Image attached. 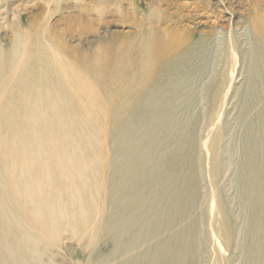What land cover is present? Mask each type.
<instances>
[{"label":"bare ground","instance_id":"bare-ground-1","mask_svg":"<svg viewBox=\"0 0 264 264\" xmlns=\"http://www.w3.org/2000/svg\"><path fill=\"white\" fill-rule=\"evenodd\" d=\"M130 15L87 49L81 13L0 45V264H264V4Z\"/></svg>","mask_w":264,"mask_h":264},{"label":"rangeland","instance_id":"rangeland-1","mask_svg":"<svg viewBox=\"0 0 264 264\" xmlns=\"http://www.w3.org/2000/svg\"><path fill=\"white\" fill-rule=\"evenodd\" d=\"M259 1L264 4V0ZM252 3H256V0H0V11L4 14V19H0V45L5 49L10 47L14 38L13 31L21 23L27 27L32 25L35 30L40 27L43 37L49 39L53 33L52 27L58 31L67 27L62 19L69 13L92 16V30L83 29L80 35L72 36L67 33L65 36L71 43L87 49L92 43L112 39L113 35L121 32L133 33L135 23L129 21L130 14L136 12L140 21L149 7L156 10L160 8L172 14L179 25L208 29L215 21L219 24L238 21L247 5ZM12 14L16 17L13 18ZM55 48L59 49L57 46ZM237 101V98L229 100L230 106L226 107L230 111L227 114L231 115L229 119L231 118L232 124L237 114ZM204 107L205 103L196 107L201 115ZM224 184L228 194L233 195L235 189L230 181H225ZM235 203L233 202L232 209H236ZM79 261L75 260L72 264Z\"/></svg>","mask_w":264,"mask_h":264}]
</instances>
